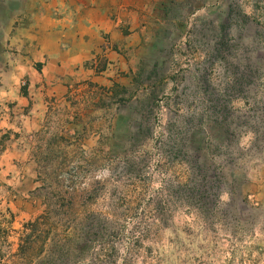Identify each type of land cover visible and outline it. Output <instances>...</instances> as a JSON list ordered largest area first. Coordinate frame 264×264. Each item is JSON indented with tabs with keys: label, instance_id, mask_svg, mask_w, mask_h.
<instances>
[{
	"label": "rangeland",
	"instance_id": "obj_1",
	"mask_svg": "<svg viewBox=\"0 0 264 264\" xmlns=\"http://www.w3.org/2000/svg\"><path fill=\"white\" fill-rule=\"evenodd\" d=\"M128 1L117 41L0 136L29 152L24 191L0 182V264H54L95 214L151 225L135 264H264V0ZM195 143L209 221L184 196Z\"/></svg>",
	"mask_w": 264,
	"mask_h": 264
},
{
	"label": "crops",
	"instance_id": "obj_2",
	"mask_svg": "<svg viewBox=\"0 0 264 264\" xmlns=\"http://www.w3.org/2000/svg\"><path fill=\"white\" fill-rule=\"evenodd\" d=\"M130 7L128 0H0V136L21 129L19 118L31 100V112H36L38 90L53 94L72 75L85 72L83 65L103 44L116 42L120 13ZM28 161L21 140L3 145L2 185L24 191L19 186L28 179L27 173L18 165L26 167Z\"/></svg>",
	"mask_w": 264,
	"mask_h": 264
},
{
	"label": "trees",
	"instance_id": "obj_3",
	"mask_svg": "<svg viewBox=\"0 0 264 264\" xmlns=\"http://www.w3.org/2000/svg\"><path fill=\"white\" fill-rule=\"evenodd\" d=\"M191 148L195 156L190 164L199 180L196 178L195 184L185 190V201L197 200L192 201L191 204L201 211L204 220L209 221L207 214L209 201L207 199L210 195L205 193L210 179L217 175V171L214 168V171L211 172L209 166L200 162L203 149L199 144L195 143ZM168 206L169 202L165 200V209ZM136 218L128 215L120 217L105 214L87 217L79 228L74 227V233L69 239L61 244H56L57 254L50 262L52 261L54 264H135L142 252L141 244L151 235V225L143 223L146 221L142 218L138 220ZM33 224V227L41 225L39 219ZM167 224L168 218L165 217V226ZM38 236H35L34 239L31 238V242H35ZM26 241L25 245L21 246L23 251L31 245V242H28V237Z\"/></svg>",
	"mask_w": 264,
	"mask_h": 264
}]
</instances>
